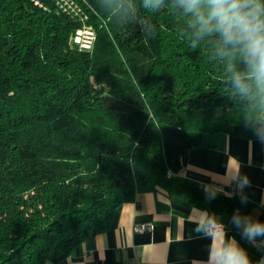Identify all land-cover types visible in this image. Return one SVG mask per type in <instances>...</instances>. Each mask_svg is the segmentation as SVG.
I'll list each match as a JSON object with an SVG mask.
<instances>
[{
	"label": "trees",
	"instance_id": "1",
	"mask_svg": "<svg viewBox=\"0 0 264 264\" xmlns=\"http://www.w3.org/2000/svg\"><path fill=\"white\" fill-rule=\"evenodd\" d=\"M86 2L75 19L51 0H0V264L68 254L151 182L234 231L237 216L264 222L179 174L205 132L260 137L264 89L234 87L244 66L173 0ZM87 19L89 50L70 41Z\"/></svg>",
	"mask_w": 264,
	"mask_h": 264
},
{
	"label": "crops",
	"instance_id": "2",
	"mask_svg": "<svg viewBox=\"0 0 264 264\" xmlns=\"http://www.w3.org/2000/svg\"><path fill=\"white\" fill-rule=\"evenodd\" d=\"M262 133L247 139L224 132H205L198 145L181 156L180 176L197 186L249 200L250 217L264 210V105ZM237 175L249 187L238 188ZM199 222L206 229L194 231ZM151 230H135L140 224ZM220 228L209 233V224ZM246 250L249 264H264V243L249 244L232 230L224 216H211L207 204H187L154 182L138 186L131 202L120 204L109 227L83 240L68 254L50 257L45 264H219L223 251Z\"/></svg>",
	"mask_w": 264,
	"mask_h": 264
},
{
	"label": "clouds",
	"instance_id": "3",
	"mask_svg": "<svg viewBox=\"0 0 264 264\" xmlns=\"http://www.w3.org/2000/svg\"><path fill=\"white\" fill-rule=\"evenodd\" d=\"M145 10H159L164 0H142ZM190 28L198 36H215L222 51L232 54L244 66L233 78L237 89H264V3L261 0H173ZM264 144V139L261 140ZM237 187H249L247 176L237 175ZM247 219V218H245ZM194 231L203 233L197 221ZM241 238L249 244L264 243V222L249 221L241 227V218L233 220ZM219 264H249L246 250L223 251Z\"/></svg>",
	"mask_w": 264,
	"mask_h": 264
},
{
	"label": "rangeland",
	"instance_id": "4",
	"mask_svg": "<svg viewBox=\"0 0 264 264\" xmlns=\"http://www.w3.org/2000/svg\"><path fill=\"white\" fill-rule=\"evenodd\" d=\"M59 9L74 17L75 19L84 18V15H87L88 5L86 0H51ZM87 17V16H86ZM81 32L76 33V31L71 34L70 41L76 44L80 48V44H84L89 38L95 36L94 27L91 24H88V19L82 20ZM77 35L79 38H74V35ZM186 39V38H185ZM188 40V38H187ZM190 43V42H189ZM82 49V48H81Z\"/></svg>",
	"mask_w": 264,
	"mask_h": 264
},
{
	"label": "built area",
	"instance_id": "5",
	"mask_svg": "<svg viewBox=\"0 0 264 264\" xmlns=\"http://www.w3.org/2000/svg\"><path fill=\"white\" fill-rule=\"evenodd\" d=\"M81 30H82L81 28L77 29L76 30V33L81 32ZM74 38L78 39L79 37L75 34L74 35ZM93 41H94V36L91 37V38H89L84 44H80L79 45L80 46V49L82 48V49H85V50H89L92 47ZM151 228H152V226L149 223H147V224H144L143 223V224H140L138 226H135V230H137V231H141V230H151ZM219 228L220 227L218 225H216L214 223H211V224H209L207 230H208L209 233H212V232H214L215 230H217Z\"/></svg>",
	"mask_w": 264,
	"mask_h": 264
}]
</instances>
